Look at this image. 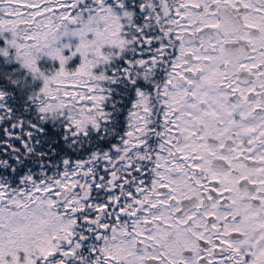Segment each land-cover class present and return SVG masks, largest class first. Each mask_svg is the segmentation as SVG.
Returning a JSON list of instances; mask_svg holds the SVG:
<instances>
[{
	"label": "snow or ice",
	"instance_id": "6c2138e0",
	"mask_svg": "<svg viewBox=\"0 0 264 264\" xmlns=\"http://www.w3.org/2000/svg\"><path fill=\"white\" fill-rule=\"evenodd\" d=\"M0 264H264V0H0Z\"/></svg>",
	"mask_w": 264,
	"mask_h": 264
}]
</instances>
